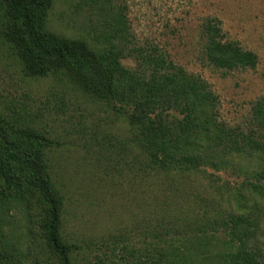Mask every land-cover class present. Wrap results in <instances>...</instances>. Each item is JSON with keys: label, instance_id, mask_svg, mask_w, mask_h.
Masks as SVG:
<instances>
[{"label": "trees", "instance_id": "16d2710c", "mask_svg": "<svg viewBox=\"0 0 264 264\" xmlns=\"http://www.w3.org/2000/svg\"><path fill=\"white\" fill-rule=\"evenodd\" d=\"M58 2L87 11L86 24L66 28L63 16L50 24ZM200 33L209 66L225 73L256 67L257 54L227 38L219 18H205ZM0 44L26 78L51 79L122 123L108 146L95 138L140 180L152 213L128 243L100 241L107 261L92 241L75 242L65 232L66 195L51 160L59 143L36 110L0 101V264H97L90 255L117 264V249L120 264H260L264 94L251 103L246 125L224 121L206 79L135 42L121 0H0ZM227 170L242 176L237 186L218 182ZM85 248L86 258L79 256Z\"/></svg>", "mask_w": 264, "mask_h": 264}, {"label": "rangeland", "instance_id": "374dc122", "mask_svg": "<svg viewBox=\"0 0 264 264\" xmlns=\"http://www.w3.org/2000/svg\"><path fill=\"white\" fill-rule=\"evenodd\" d=\"M121 1L126 5L137 44L149 50L151 47L162 50L188 71L206 79L218 94L220 117L224 121L233 126L248 123L251 103L264 94V0ZM61 16L66 28L78 29L90 15L76 10L72 4L58 2L49 13V23L55 24ZM207 17L219 18L227 38L237 40L242 47L257 54L255 68L225 73L203 60L200 29ZM124 63L135 64L132 58L125 59ZM12 98L36 110L39 122L59 143L51 160L66 195L65 232L83 246L92 241L98 257L107 261L98 249L100 241L116 238L119 245L128 243L131 231L142 225L143 215H152L146 211L145 201L151 199L142 191L140 180L126 174L114 153L110 152L109 156L102 152L95 138L104 140L108 146L109 139L114 140L112 134L122 131V123L112 116L109 122L99 104L70 90H61L51 79L26 78L0 48V101ZM217 175L223 186H237L242 181L241 175L229 170ZM206 192L210 193L211 189ZM181 202L183 199L178 200ZM167 203L171 208L176 207L173 198ZM262 208L260 228L254 239L260 264H264V197ZM116 253L115 262L120 264L118 249ZM79 256L88 257L87 249L81 250ZM89 257L101 264L92 255Z\"/></svg>", "mask_w": 264, "mask_h": 264}]
</instances>
